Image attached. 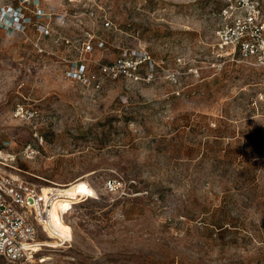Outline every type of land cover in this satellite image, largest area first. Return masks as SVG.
<instances>
[{
	"label": "rangeland",
	"instance_id": "obj_1",
	"mask_svg": "<svg viewBox=\"0 0 264 264\" xmlns=\"http://www.w3.org/2000/svg\"><path fill=\"white\" fill-rule=\"evenodd\" d=\"M223 7L42 0L24 8L26 28H0V149L20 177L62 194L59 237L40 238L62 246L0 264H264L260 74L214 46ZM38 8L53 12L43 32ZM89 40L99 88L67 73ZM120 57L133 73L99 74Z\"/></svg>",
	"mask_w": 264,
	"mask_h": 264
},
{
	"label": "built area",
	"instance_id": "obj_2",
	"mask_svg": "<svg viewBox=\"0 0 264 264\" xmlns=\"http://www.w3.org/2000/svg\"><path fill=\"white\" fill-rule=\"evenodd\" d=\"M224 7L220 11L218 24L213 31V43L221 57L256 67L260 77L256 85L253 104L264 111V9L261 0H222ZM42 0H20L21 6H7L0 11V28H26L31 17L24 10L30 5L40 6ZM37 30L46 31L47 18L53 12L38 8ZM110 24V22H106ZM104 43L101 42V46ZM94 50L89 40L84 44V55L72 60L68 65V77L84 84H93L99 88L101 79L90 72L86 62ZM133 55H137L136 53ZM99 74L108 78H117L121 73H133L136 63L124 57L113 63H98ZM19 108V112H23ZM32 111L31 116H37ZM16 155L0 149V255L9 261H32L35 246L41 243V236L47 235L50 226L51 209L61 197L58 186L42 188L16 174Z\"/></svg>",
	"mask_w": 264,
	"mask_h": 264
},
{
	"label": "bare ground",
	"instance_id": "obj_3",
	"mask_svg": "<svg viewBox=\"0 0 264 264\" xmlns=\"http://www.w3.org/2000/svg\"><path fill=\"white\" fill-rule=\"evenodd\" d=\"M53 207V206H52ZM50 226L49 228H51L50 230L53 231L52 233L59 237V232L56 231V225H55V222H54V218H53V213L50 215ZM41 246H53V247H58V246H62L61 244V241H58V240H42L41 243H37L36 246H35V250L38 252V251H41L43 250V247ZM50 258V256H45L42 260L39 259L38 262H42V261H45L46 259Z\"/></svg>",
	"mask_w": 264,
	"mask_h": 264
},
{
	"label": "snow or ice",
	"instance_id": "obj_4",
	"mask_svg": "<svg viewBox=\"0 0 264 264\" xmlns=\"http://www.w3.org/2000/svg\"><path fill=\"white\" fill-rule=\"evenodd\" d=\"M82 188H83V186H82Z\"/></svg>",
	"mask_w": 264,
	"mask_h": 264
}]
</instances>
